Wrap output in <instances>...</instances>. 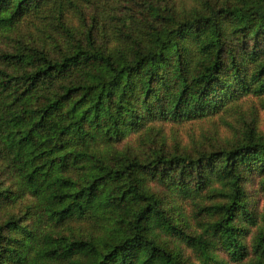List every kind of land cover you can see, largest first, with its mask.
<instances>
[{"label":"trees","instance_id":"1","mask_svg":"<svg viewBox=\"0 0 264 264\" xmlns=\"http://www.w3.org/2000/svg\"><path fill=\"white\" fill-rule=\"evenodd\" d=\"M257 110L264 0H0V264H264Z\"/></svg>","mask_w":264,"mask_h":264},{"label":"rangeland","instance_id":"2","mask_svg":"<svg viewBox=\"0 0 264 264\" xmlns=\"http://www.w3.org/2000/svg\"><path fill=\"white\" fill-rule=\"evenodd\" d=\"M257 111H258V114H259V124H258L259 125V129H260V131H262L264 133V112L259 111V110H257ZM187 130H188V128H185V130L182 133V137L185 140H187V134H186ZM263 204H264V202H263Z\"/></svg>","mask_w":264,"mask_h":264}]
</instances>
